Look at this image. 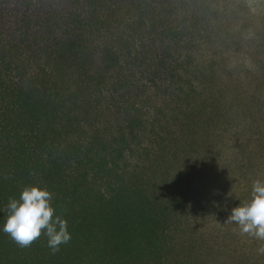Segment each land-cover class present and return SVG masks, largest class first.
<instances>
[{
  "label": "trees",
  "instance_id": "trees-1",
  "mask_svg": "<svg viewBox=\"0 0 264 264\" xmlns=\"http://www.w3.org/2000/svg\"><path fill=\"white\" fill-rule=\"evenodd\" d=\"M168 3L0 0V264H192L215 105ZM26 186L67 221L54 254L3 231Z\"/></svg>",
  "mask_w": 264,
  "mask_h": 264
},
{
  "label": "rangeland",
  "instance_id": "rangeland-1",
  "mask_svg": "<svg viewBox=\"0 0 264 264\" xmlns=\"http://www.w3.org/2000/svg\"><path fill=\"white\" fill-rule=\"evenodd\" d=\"M168 2L190 39L184 52L208 75L202 96L215 105L198 142L207 161L188 165L202 185L186 229L194 238L189 256L192 264H264V240L225 223L250 199L253 182H264V0Z\"/></svg>",
  "mask_w": 264,
  "mask_h": 264
},
{
  "label": "clouds",
  "instance_id": "clouds-1",
  "mask_svg": "<svg viewBox=\"0 0 264 264\" xmlns=\"http://www.w3.org/2000/svg\"><path fill=\"white\" fill-rule=\"evenodd\" d=\"M53 194L39 186H26L19 199H9L3 231L21 247H29L42 234L53 254L61 244H67L71 235L67 221L55 214ZM225 223H235L242 235L264 240V182H253L250 199L231 210ZM264 254V247L258 249Z\"/></svg>",
  "mask_w": 264,
  "mask_h": 264
}]
</instances>
